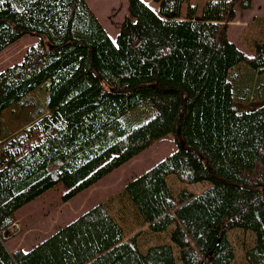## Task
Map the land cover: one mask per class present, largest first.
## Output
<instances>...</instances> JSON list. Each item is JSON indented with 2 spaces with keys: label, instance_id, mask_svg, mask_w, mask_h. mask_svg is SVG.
I'll use <instances>...</instances> for the list:
<instances>
[{
  "label": "trees",
  "instance_id": "16d2710c",
  "mask_svg": "<svg viewBox=\"0 0 264 264\" xmlns=\"http://www.w3.org/2000/svg\"><path fill=\"white\" fill-rule=\"evenodd\" d=\"M236 4L251 1L128 0L113 39L87 0H0V52L37 38L0 71V264H177L172 245L125 237L103 204L27 250L5 235L48 190L67 202L168 134L175 150L129 184L204 185L169 208L140 203L151 233L188 245L183 264H217L231 230L264 223V40L250 53L230 41ZM244 261L264 264V236Z\"/></svg>",
  "mask_w": 264,
  "mask_h": 264
},
{
  "label": "rangeland",
  "instance_id": "374dc122",
  "mask_svg": "<svg viewBox=\"0 0 264 264\" xmlns=\"http://www.w3.org/2000/svg\"><path fill=\"white\" fill-rule=\"evenodd\" d=\"M87 1L102 21L109 35L114 39L123 17L127 14L128 0ZM143 1L148 3L150 0ZM250 1V7L247 9L236 4V18L230 24L228 30L230 41L245 53H250L255 42L264 40V18L254 21L244 32L253 16L264 17V1L258 0L254 5V2ZM202 5L203 3L197 6L198 10ZM36 41L37 38L24 35L0 52V71L7 66L19 63L24 51ZM234 69L237 72H239V69L243 70L248 78L251 77L253 87L255 79L252 74H249V70L245 65L240 64ZM16 109L6 110L5 115L12 116L14 120L17 119V116L13 114ZM175 147L172 134L162 137L138 155L105 175L95 185L81 191L67 202H63L61 198L64 192L63 186L58 185L56 188L48 190L42 196L15 212L14 224L5 231V235L10 236V239L6 241L8 250L12 251L17 248L27 250L91 207L96 204H103L122 226L125 237L136 231H141L138 239L141 249L154 244L167 243L173 247L177 264L185 263L188 257V245L181 238L174 235L172 228L162 234L151 233L147 228L148 222L141 211L140 203L144 202L145 198L142 197L146 196L149 204L153 202L154 207L169 208L171 206L170 199L176 198L182 189L199 192L204 185L180 184L173 177L152 183L143 190L133 188L129 184L132 179L171 154ZM263 236L264 223L262 222L254 226L245 225L231 230L227 234L222 248L217 252V264H246L244 261L245 250L262 239Z\"/></svg>",
  "mask_w": 264,
  "mask_h": 264
},
{
  "label": "crops",
  "instance_id": "0c3cea01",
  "mask_svg": "<svg viewBox=\"0 0 264 264\" xmlns=\"http://www.w3.org/2000/svg\"><path fill=\"white\" fill-rule=\"evenodd\" d=\"M191 1V3L192 4H195L196 6H198V5H200L201 3H204L205 1H207V0H190ZM258 0H252V2H254L253 3V5L257 2ZM264 1V0H263ZM262 18H264V17H257V16H253L252 17V19L251 20H253V21H257V20H262ZM256 19V20H255ZM250 20V21H251ZM249 21V22H250ZM248 25V24H247ZM246 31V28H245V30H244V32Z\"/></svg>",
  "mask_w": 264,
  "mask_h": 264
}]
</instances>
